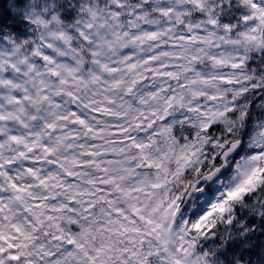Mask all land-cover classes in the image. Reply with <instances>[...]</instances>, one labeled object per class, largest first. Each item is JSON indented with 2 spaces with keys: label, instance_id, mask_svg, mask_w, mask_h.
Listing matches in <instances>:
<instances>
[{
  "label": "snow or ice",
  "instance_id": "6c2138e0",
  "mask_svg": "<svg viewBox=\"0 0 264 264\" xmlns=\"http://www.w3.org/2000/svg\"><path fill=\"white\" fill-rule=\"evenodd\" d=\"M24 2L14 40L0 13V264L264 259V0Z\"/></svg>",
  "mask_w": 264,
  "mask_h": 264
},
{
  "label": "clouds",
  "instance_id": "9594fccd",
  "mask_svg": "<svg viewBox=\"0 0 264 264\" xmlns=\"http://www.w3.org/2000/svg\"><path fill=\"white\" fill-rule=\"evenodd\" d=\"M28 2L30 3L31 0H28ZM59 2L61 5H63L60 8V11L75 14V11L77 10V0H59ZM25 7L26 4L24 0H0V13L7 12L9 15V19L4 28L5 40H10V39L14 40L16 38L17 33L11 31L9 26L19 22L20 19L19 13ZM21 39H25V38L21 37ZM258 195H264V194H258ZM241 211H243V209H241ZM261 251L264 252V249H262ZM240 264H264V259H259L255 256H251L245 258L243 261L240 262Z\"/></svg>",
  "mask_w": 264,
  "mask_h": 264
}]
</instances>
